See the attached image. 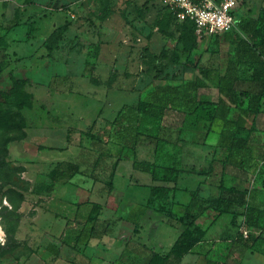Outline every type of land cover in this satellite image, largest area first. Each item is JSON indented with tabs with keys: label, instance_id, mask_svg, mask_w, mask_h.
<instances>
[{
	"label": "rangeland",
	"instance_id": "rangeland-1",
	"mask_svg": "<svg viewBox=\"0 0 264 264\" xmlns=\"http://www.w3.org/2000/svg\"><path fill=\"white\" fill-rule=\"evenodd\" d=\"M237 10L242 17H260L264 14V0H241ZM215 36L198 35L179 24L164 0H0V37L3 39L0 92L11 89L9 71L17 78L30 81L7 96L0 95V109L19 110L25 116L27 133L25 139L7 144L10 169L0 172V245L6 241L5 230L11 235L18 228L22 214L33 208L35 199L30 196L31 188L46 193V187L51 186L57 196H64L65 190L74 186L68 177L78 169L94 177L96 186H107L118 158L117 151L124 150L116 140L127 128L132 138L137 137L136 141L140 140L141 131L152 130L149 132L157 135H145L146 138H153V143L161 149L170 142L175 154L181 146L180 140L174 139L178 131L174 120L178 116L177 108L191 100L190 95L216 101V77L208 80L197 95L189 93L182 103L172 100L163 123L155 122V127L136 111L137 102L147 99L148 92L157 85L175 84L177 88H184L187 78L200 74L183 64L187 58L198 60L199 66L209 69L211 76L217 71L223 72L235 58L234 37ZM24 94L31 95V108L24 106ZM201 107L214 110L213 104ZM118 110L119 115L115 117ZM261 118L262 134L252 137L262 139L261 147H264V115ZM116 120L125 129L119 135ZM145 124L151 128L145 129ZM213 127L218 130L219 126L215 123ZM199 140V144H204V138ZM133 148L129 147L128 152ZM186 149V152L190 150ZM145 155L146 150H141V156ZM60 162L69 166H61L65 173L54 182L48 173ZM207 163L208 158L199 147L197 166L206 167ZM22 166L24 171L16 169ZM122 166L116 169L114 183L127 196L132 192V189L126 190L130 176L133 181L151 179L150 174L132 169L127 161ZM258 168L254 162L247 168L244 185L248 189L256 185ZM79 176L74 181L82 178ZM87 179L86 185L91 184V178ZM182 183L186 180L182 179ZM187 183L195 188L193 181L188 179ZM197 189L201 196L211 197L210 189L200 186ZM260 190L256 208H248L245 216L236 219L235 225L224 224L229 215L222 216L217 224L211 223L212 215L199 217L198 221L209 229V241L200 247L204 262L210 259L223 264L228 259L227 264H264V188ZM139 191L146 194L143 189ZM20 192H27L24 213L11 209L6 201L7 195L18 209ZM122 228L126 231V227ZM244 229L259 236L260 242L249 248L243 245L238 240V230L242 233ZM128 232L136 234L138 230ZM176 233H179L176 229L161 225L160 236L164 239L170 241ZM16 240L22 249L8 253L7 259H0V264H22L33 255L25 254L27 241ZM20 253L25 255L18 261L13 260ZM145 260L141 258L139 263L145 264ZM183 264H200V259L194 256Z\"/></svg>",
	"mask_w": 264,
	"mask_h": 264
},
{
	"label": "crops",
	"instance_id": "crops-1",
	"mask_svg": "<svg viewBox=\"0 0 264 264\" xmlns=\"http://www.w3.org/2000/svg\"><path fill=\"white\" fill-rule=\"evenodd\" d=\"M194 70L198 72V70ZM224 71L221 73L223 74ZM195 80H200L206 85L209 82L208 79H205L203 76L201 77V74H196L193 79L191 77L187 78L184 82V88H177L174 86L175 84H168V86L175 87V93L173 95H169V91L167 90L161 91L159 89L158 91L157 89L156 91L153 89V91L148 93L149 96L147 99H139L155 104L154 99L158 97L166 105L163 115L160 117L141 114L144 116L143 119L146 123L154 127L155 122L163 123L165 111L170 107L172 100L180 104L182 103V99H185L189 93L197 95L198 89L195 85L187 84V82H193ZM200 81L197 82L200 84ZM245 84H247V81ZM189 97L191 100L177 108L179 110V112H176L178 116L174 118L176 121L175 125L178 128L174 139H179V144L181 145L180 149L177 148L175 154L173 153V148L170 147L172 146L170 142L166 143V147L161 149L153 143V138H146L145 135H157L154 132L153 134L149 132L152 130H148V132L141 131L140 133L142 135L139 136L140 140L136 141L137 137L132 138L133 134L131 130L129 128L125 130L121 127V123L116 120V133L119 135L121 129L125 130L123 136H118L119 139L116 140V144L124 146L122 148L124 150L117 151L116 156L118 158L116 159L114 170L111 173L110 184L108 183L107 186H102L101 184L96 186L94 184L96 183L94 182V177L91 175L87 176L82 173L81 169H78V172L69 178V182L74 186L65 190L64 196H57L55 193L56 189L51 187H46L44 191L46 193H40L42 190H33L31 188L30 196L35 199V203L37 201L39 202L38 204L34 203L30 212L28 211L26 213L23 212V207L27 199V192H24V200L18 209V211L24 214L21 216L16 238L20 241H27V245L33 251V255L30 256L28 261L22 264H140L139 260L141 258H146L145 263L147 262L151 252L166 254L183 229L180 222L176 219H170L164 214L155 212L150 208L146 209L145 214L137 221L136 225L128 220V215L134 207L146 204L150 197V189L153 185H175L176 190L171 205L172 212L178 217L184 213L186 207H189L193 213L198 215L196 222L202 227L203 225L198 221L201 216L207 217L212 215L211 223L217 224L222 216L229 215L228 221H225L224 224H230L231 222L230 214L224 213L217 215L210 207L204 211L200 209V204L202 203L204 206H207L203 202L205 199L219 196L220 190L218 185L220 183L226 187L232 186L238 190H246L248 208L255 209L257 206V197L260 191H262L260 190V187H262L260 182L264 179V147H261L263 144L262 139L257 140L252 135L262 134L260 132L259 121L263 119L261 117L264 115V103L262 104L261 113L255 120V130L250 134L246 147L238 152L230 153L226 146L230 141L228 142L221 138V130L223 128L222 118L236 119L240 114L239 109L229 104L225 108H219L216 113L211 109L202 110V107L198 106L199 96L198 98H195L193 95ZM206 99L213 101L209 97H206ZM118 115L119 110L115 117H118ZM215 123L219 126L218 130L213 127ZM145 125V129L151 128L147 124ZM160 127L162 128V126ZM165 130L169 131L168 129ZM171 131H173V128L170 129ZM158 137L161 136L158 135ZM200 137L205 139L202 141L204 144H199ZM131 146H134V148L131 152H128ZM182 146L189 148V153ZM199 147L203 149L205 157L208 158L206 167L204 165L197 166L199 161ZM143 149L147 153L145 156H141V150ZM135 160L154 163L156 165V180H153L152 175L148 172L146 173L151 176V179L148 181H142L138 178L133 181L132 176H130L126 190L132 189V192L130 191L129 196H127V192L117 189L114 183L116 169L120 165L123 167L124 161H127L128 164L130 163L131 168L135 169L133 165ZM177 161L178 163L176 164ZM253 162L257 164L260 171L256 185L248 189L244 185L246 181V169ZM21 164L24 165L23 163ZM164 167L180 169L176 174L175 182L167 183L161 180ZM76 176L82 178L74 181ZM88 177L91 178L92 183L86 185ZM182 179L186 180V183H182L184 185L180 184ZM188 179L190 182L193 181L195 188L187 185ZM198 186L210 189L208 192H211V197L208 198L198 194ZM139 189H143L146 194H140ZM194 191L195 195L192 196L191 192ZM94 203L100 204L101 209L97 220L94 222L93 230L90 233L91 225L87 222V216ZM163 224L179 232L176 233L175 239L172 237L169 241L160 236L161 225ZM122 227H126V231H122ZM204 228H207L204 240L195 245L181 259H171L168 264H183L186 259L193 258L194 256L200 259V264H222L217 260L211 261L207 259L205 262L203 261L200 254V247H205V244L209 241L207 240L209 229L207 226ZM134 229L138 230L136 234L128 232ZM238 231L239 235L240 230ZM227 261L228 259L223 264H227Z\"/></svg>",
	"mask_w": 264,
	"mask_h": 264
},
{
	"label": "trees",
	"instance_id": "trees-1",
	"mask_svg": "<svg viewBox=\"0 0 264 264\" xmlns=\"http://www.w3.org/2000/svg\"><path fill=\"white\" fill-rule=\"evenodd\" d=\"M171 14V13H170ZM237 19L236 29L222 35H232L234 37L233 42L236 48L235 58L228 62L225 67V71L222 74L220 71L216 72V75L210 74L209 69L201 68L199 61L196 59L187 58L183 64L185 66H191L198 70V72L205 78L214 80L215 86L218 90V99L216 101L202 100L198 98V104L202 106L214 105V112L216 113L219 108H225L229 104L239 109L240 114L236 119L222 118L223 128L221 130L222 140L230 141L227 148L229 152H238L244 149L249 140L250 134L255 130V120L262 111V104L264 103V14L260 17H242L239 15L238 10L234 12ZM185 27L191 28L194 32V27L189 22L179 23ZM218 37L220 34H215ZM3 39L0 37V46ZM11 84L9 92H0V95L7 96L13 89L22 87L25 84H29L30 81L27 78H17L13 76V73L9 71L8 75ZM200 80L190 81L187 84H194L199 90L205 86V83L199 84ZM247 81V84L245 82ZM199 84V85H198ZM155 89L159 91L167 90L169 95L175 93V87L171 86H156L149 92ZM148 92V93H149ZM159 94V93H157ZM26 102L25 107L31 108V95L24 94ZM155 104L139 100L136 105V111L140 114H147L152 117H160L163 115L165 110V103L161 98L154 99ZM200 105V107H201ZM230 105V106H231ZM0 172L7 171L10 169L7 161L8 148L7 144L12 140H22L27 137L25 131V116L19 111L9 112L4 109H0ZM67 141L69 138L67 137ZM134 168L140 171L148 172L152 175V179L156 180L154 163H146L141 161L133 162ZM61 166H69L65 163L60 162L48 173L50 180L54 181L60 179L65 170ZM20 171H24V168H16ZM162 181L163 182H175L176 174L180 171L175 167H164L163 168ZM258 170L256 176L259 174ZM76 170L70 174V178L75 174ZM247 172V169H246ZM111 182H109L110 184ZM260 185L264 188V179L260 182ZM51 187V186H47ZM220 194L216 198L205 199L200 204L202 211L207 208H212L217 215L224 213L231 215V224L235 225L236 219L241 216H245L248 209L247 192L246 190H238L235 187H226L222 183L218 185ZM176 186L166 185H153L150 189V197L143 206H139L135 211H131L128 215V220L136 225L137 221L145 214L146 209L155 208L160 213L165 214L170 219H176L183 226V229L175 242L170 247L166 254H159L151 252L149 259L145 264H168L171 259H181L185 254L189 253L191 249L202 242L207 233V228L199 225L197 221V214L193 213L189 207H186L184 213L181 216H176L171 209L173 203L174 193ZM1 191V189H0ZM21 193V192H20ZM191 195H195V191L191 192ZM20 205L24 200V194H19ZM6 201L10 205L11 209L18 210L20 205L17 207L14 205L12 199L6 195ZM101 209L100 204L94 203L87 216V222L90 224V233L93 230L94 222L97 220L99 211ZM253 209V208H251ZM17 227L13 229L11 235L5 230L7 238L4 245H0V259H7L8 253L15 252L22 249V245L16 240L15 233ZM137 229H134V232ZM240 235V236H239ZM238 235V240L248 248L252 245H256L260 242V238L254 234H248L246 238L243 237L242 233ZM261 237V236H260ZM263 254H264V248ZM28 252L26 255L33 251L27 246ZM23 253L16 254L13 256V260L18 261L20 256L25 255ZM12 264V263H5Z\"/></svg>",
	"mask_w": 264,
	"mask_h": 264
},
{
	"label": "built area",
	"instance_id": "built-area-1",
	"mask_svg": "<svg viewBox=\"0 0 264 264\" xmlns=\"http://www.w3.org/2000/svg\"><path fill=\"white\" fill-rule=\"evenodd\" d=\"M178 22H189L198 35L224 34L236 29L234 12L241 0H164ZM249 231L242 230L246 238Z\"/></svg>",
	"mask_w": 264,
	"mask_h": 264
}]
</instances>
